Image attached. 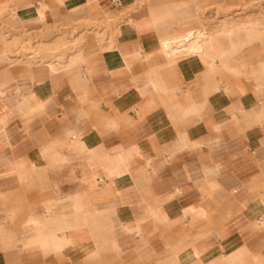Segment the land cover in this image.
Returning <instances> with one entry per match:
<instances>
[{
    "label": "crops",
    "instance_id": "obj_1",
    "mask_svg": "<svg viewBox=\"0 0 264 264\" xmlns=\"http://www.w3.org/2000/svg\"><path fill=\"white\" fill-rule=\"evenodd\" d=\"M117 1L0 0L31 65L0 50V264H264V25L227 66L168 64L177 11L80 28Z\"/></svg>",
    "mask_w": 264,
    "mask_h": 264
},
{
    "label": "rangeland",
    "instance_id": "obj_2",
    "mask_svg": "<svg viewBox=\"0 0 264 264\" xmlns=\"http://www.w3.org/2000/svg\"><path fill=\"white\" fill-rule=\"evenodd\" d=\"M179 0H130L129 4H123V7L120 9H115L112 17L113 20L111 23H108V21L100 22L96 25H93L94 23H90L87 20H83L80 25V28H84L87 30L91 26H97L98 28H101L103 25L105 29H109L111 35L113 34V29L110 28L114 26L115 24H118L120 20H127V22L133 21L132 19L135 17L142 16L151 18V20L155 21V16L152 14H160L167 11H177L178 14L173 15L170 17L169 14H164V16L161 19L162 24H169L173 27L180 28V32L176 33L173 32L171 35L163 36L162 38L167 37H181L184 36L182 34H185L187 32H193V33H199L201 36L204 37V49H206L207 52H211L216 56L217 59H223V64L227 66L228 57L225 54L226 49L229 47L232 36H228L226 32L220 31L222 26H218L219 19L221 17L228 19L225 21V26H231L234 29L236 28L237 31H241V27L243 26V23L247 20V15H250L249 18L259 17L260 15L264 14V0H247L243 5H241L238 8L235 7H229V8H220L219 6H215L214 8H194V9H188L184 8V6H187V4L179 3ZM123 2V1H122ZM5 7H0V16L5 12ZM134 22V21H133ZM221 24V23H220ZM70 27L68 36L75 35L78 31V29ZM234 31V33H235ZM97 35V34H96ZM105 33H103L102 36H104ZM186 35V34H185ZM11 33L6 31L4 27L0 28V50H7L12 56L13 59H15V46L18 45V42L15 43V39L11 40ZM169 38V39H170ZM167 40V39H165ZM83 42V41H82ZM67 49L70 52L71 50H75L77 47H81L80 41L75 42L73 46L70 45V43H67ZM80 45V46H79ZM79 48L75 51L76 53H79ZM225 49L223 52H220V49ZM24 51H28L24 48ZM76 53H70L75 55ZM68 54V55H70ZM72 55V56H73ZM37 56V55H36ZM165 56V55H164ZM225 56V57H224ZM166 58V56H165ZM182 59L184 56L178 57L175 59ZM167 59V58H166ZM201 60L202 58H196ZM202 61V60H201ZM11 65H13L14 68H22L28 64L26 61H19L16 63L15 66V60L10 61ZM203 62V61H202ZM171 64V63H168ZM175 64V62H174ZM204 64V63H203ZM205 65V64H204ZM173 67V66H172ZM171 66H168L167 68V79L173 78V74L170 73ZM214 68V67H213ZM168 91V90H167ZM173 90H169V93L171 94Z\"/></svg>",
    "mask_w": 264,
    "mask_h": 264
},
{
    "label": "bare ground",
    "instance_id": "obj_3",
    "mask_svg": "<svg viewBox=\"0 0 264 264\" xmlns=\"http://www.w3.org/2000/svg\"><path fill=\"white\" fill-rule=\"evenodd\" d=\"M227 20L228 19L221 18L218 21L219 22L218 26H222L220 31L226 32L228 36L230 35L232 36V41L229 47L225 51V54L227 55V57H229L231 53L235 52L242 45H245L244 48H246L250 46L251 44H253V39L256 36V27L264 25V14L260 15L259 17H254V18H249V16L247 15V20L243 23V26L241 27V31H237V32L235 31L237 30L236 28L234 29V27L232 28L231 26H228V25L225 26V23H226L225 21ZM237 38H241V39H237ZM83 45H84V42L82 46L79 48V53H76L75 55L73 56L71 55L70 57H68L67 64L64 63L66 65L65 68L72 67L76 63L81 64V62L84 60L83 55H82ZM160 50L166 56L168 63H171V64H174L175 59L181 56H184V57L191 56L194 58H202L201 60L207 66L208 65L215 66V60L217 59L214 54H212L211 52H207L206 49H204V37L201 36L199 33H193V32H190L181 37H172L170 39L162 41ZM5 54H6V50H3L4 57H5ZM36 57H38V55L37 56L33 55L28 58L35 59ZM13 60L15 59H12V61ZM40 60L43 61L42 59ZM48 68L50 72H54L57 70L58 67H56V65L53 62H49ZM30 70H31V65L28 63L26 64V66H24L23 72L29 73Z\"/></svg>",
    "mask_w": 264,
    "mask_h": 264
},
{
    "label": "built area",
    "instance_id": "obj_4",
    "mask_svg": "<svg viewBox=\"0 0 264 264\" xmlns=\"http://www.w3.org/2000/svg\"><path fill=\"white\" fill-rule=\"evenodd\" d=\"M111 4L113 7H119V2L117 0H111Z\"/></svg>",
    "mask_w": 264,
    "mask_h": 264
}]
</instances>
